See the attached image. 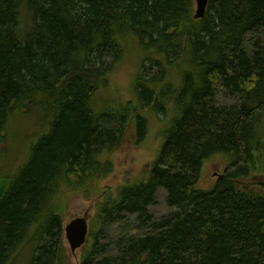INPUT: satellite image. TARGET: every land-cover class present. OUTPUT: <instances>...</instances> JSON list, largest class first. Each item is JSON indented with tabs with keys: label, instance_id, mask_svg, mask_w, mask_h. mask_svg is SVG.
I'll return each mask as SVG.
<instances>
[{
	"label": "trees",
	"instance_id": "obj_1",
	"mask_svg": "<svg viewBox=\"0 0 264 264\" xmlns=\"http://www.w3.org/2000/svg\"><path fill=\"white\" fill-rule=\"evenodd\" d=\"M194 7L195 0H0V154L12 114L39 109L49 117L23 166L10 173L0 162V264H69L61 197L77 190L89 198L130 119L142 141V113L172 106L147 177L108 194L99 210L103 224L138 215L153 229L118 238L113 253L95 238L81 264H264V191L242 183L264 172V0H209L200 19ZM129 54L140 65L141 110L98 109L92 99ZM219 90L235 101L217 106ZM216 154L230 165L212 188H199ZM159 188L172 208L163 221L149 213Z\"/></svg>",
	"mask_w": 264,
	"mask_h": 264
},
{
	"label": "rangeland",
	"instance_id": "obj_2",
	"mask_svg": "<svg viewBox=\"0 0 264 264\" xmlns=\"http://www.w3.org/2000/svg\"><path fill=\"white\" fill-rule=\"evenodd\" d=\"M197 8L196 0L193 14ZM134 54H129L109 77V86L102 91L99 100L92 99V104L102 107L104 104L108 108L110 104L116 106L118 110L130 112L132 103H136L135 93L137 74L139 71L138 59ZM216 105L223 107L232 104L235 97L229 93L219 90ZM132 101V102H128ZM141 110L139 104L136 103ZM173 104V103H172ZM93 105V108H94ZM95 107V108H96ZM169 107V105H168ZM99 109V108H98ZM101 109V108H100ZM95 111H98L97 109ZM175 108L172 106L166 114H157L155 111L143 112L147 118L148 129L142 141L137 140V131L130 119L129 124L124 130L120 144L116 149L105 155L112 162L111 170L104 173L102 177H96L93 181L95 189L90 192V197L86 198L81 191L67 190L61 202L63 210V231L65 227L75 218L85 217L89 225V233L86 243L78 250L73 252L65 238L64 248L69 259V264H81L85 253V247L93 245L95 238L98 241V248L105 247L107 253L115 252V243L118 238L125 235H141L151 232L153 229L152 221H139L138 215H128L121 222L102 223L99 217V210L104 197L110 194L116 195L117 190L125 184H131L144 180L153 161L157 158L161 146L164 142V135L169 127ZM46 116L41 110L35 109L32 113L18 114L15 112L7 121V153L0 154V162L10 172L15 173L24 163L31 144L47 127ZM230 160L222 154H216L205 161L198 187L210 189L217 181L219 175L225 173L230 165ZM23 166V165H22ZM2 165L0 164V183H2ZM264 172L253 174L251 177L242 181L243 185L255 187L264 191ZM4 184H0L3 186ZM73 186H78L75 182ZM86 185V184H85ZM172 211L167 201V192L159 188L156 192V199L149 206L151 219L163 221L164 217ZM161 223V222H158ZM26 257L24 258L25 261Z\"/></svg>",
	"mask_w": 264,
	"mask_h": 264
},
{
	"label": "water",
	"instance_id": "obj_3",
	"mask_svg": "<svg viewBox=\"0 0 264 264\" xmlns=\"http://www.w3.org/2000/svg\"><path fill=\"white\" fill-rule=\"evenodd\" d=\"M197 8L194 14L196 19L203 18L207 13L209 0H196ZM65 238L73 252L80 249L87 241L89 233L88 221L85 217L73 219L64 229Z\"/></svg>",
	"mask_w": 264,
	"mask_h": 264
},
{
	"label": "flooded vegetation",
	"instance_id": "obj_4",
	"mask_svg": "<svg viewBox=\"0 0 264 264\" xmlns=\"http://www.w3.org/2000/svg\"><path fill=\"white\" fill-rule=\"evenodd\" d=\"M263 184H264V180H263Z\"/></svg>",
	"mask_w": 264,
	"mask_h": 264
},
{
	"label": "bare ground",
	"instance_id": "obj_5",
	"mask_svg": "<svg viewBox=\"0 0 264 264\" xmlns=\"http://www.w3.org/2000/svg\"><path fill=\"white\" fill-rule=\"evenodd\" d=\"M259 153V152H258Z\"/></svg>",
	"mask_w": 264,
	"mask_h": 264
}]
</instances>
